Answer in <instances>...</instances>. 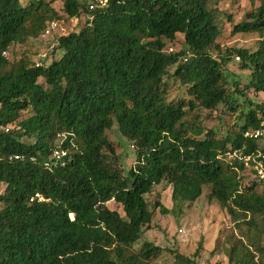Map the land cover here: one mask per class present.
I'll list each match as a JSON object with an SVG mask.
<instances>
[{"label":"trees","instance_id":"16d2710c","mask_svg":"<svg viewBox=\"0 0 264 264\" xmlns=\"http://www.w3.org/2000/svg\"><path fill=\"white\" fill-rule=\"evenodd\" d=\"M250 1L258 6L231 35L259 34L256 50L221 53L211 0H108L93 10L94 0H0V264H160L159 247L134 246L153 219L146 196L162 183L173 208L210 187L245 231L227 241L228 263H263L264 187L251 172L244 184L243 163L227 159L256 151L244 132L264 128V100H248L226 70L237 61L245 89L264 95V0ZM82 16L81 30L58 37L61 55L49 65L6 57L51 24ZM178 38L180 50L168 52ZM169 81L184 98L167 101ZM219 108L239 110L238 130L205 131L197 113ZM114 124L134 149L128 171L106 137ZM173 264L195 262L175 254Z\"/></svg>","mask_w":264,"mask_h":264},{"label":"rangeland","instance_id":"374dc122","mask_svg":"<svg viewBox=\"0 0 264 264\" xmlns=\"http://www.w3.org/2000/svg\"><path fill=\"white\" fill-rule=\"evenodd\" d=\"M25 5L30 0H20ZM212 8L218 15L220 37L213 46L223 53L230 48L245 49L254 51L257 43L261 39L259 34L231 35L232 27L245 20L246 16L258 6V2L250 0H211ZM60 10V4H57ZM87 18L82 16L78 22L62 20L56 24V28L50 30L43 37L29 41L24 46H13L6 57L12 62L21 57H31L36 63L49 65L57 60L61 51L57 49V39L59 36L67 35L71 32L81 30ZM212 46V47H213ZM211 47V53L216 55L217 49ZM181 39L174 43H167L166 50L170 52L179 51ZM226 70L235 76L239 82L241 90L245 96L254 104H259L264 100L263 94L255 95L247 91L248 73L241 71L237 61L229 62ZM185 97L184 88L175 81L167 84V101L177 100ZM243 98L240 96L238 103L243 105ZM201 119V126L205 131L213 130L218 137L228 130H238L242 121L239 110L234 114H227L221 108L216 113L198 112ZM193 115V114H190ZM193 121V118L189 119ZM108 141L113 145L115 154L118 156L117 164L124 171L131 169L135 163L134 149L119 133L117 126L106 132ZM251 176L249 171L244 173L243 183L249 182ZM3 185L0 184V194L3 192ZM171 187L166 183L155 186L153 192L146 196L150 209L153 211V219L149 229H145L142 237L134 249H138L144 242L152 243L159 247L163 253L159 258L160 264H173L175 254L192 258L195 264H229L226 257V249L229 247L228 240L233 236L238 238L241 233L236 230L230 222L229 217L214 200L209 198L210 187H203L201 196L193 203H177L173 208L171 200ZM155 204L159 207L155 208ZM110 210H115L122 215L121 207L114 202L105 205ZM264 245V241L262 242ZM256 252L260 250L252 248ZM197 253L196 257L195 254ZM258 255V254H257ZM194 256V257H193ZM264 264V261L263 263Z\"/></svg>","mask_w":264,"mask_h":264},{"label":"built area","instance_id":"2783aa9c","mask_svg":"<svg viewBox=\"0 0 264 264\" xmlns=\"http://www.w3.org/2000/svg\"><path fill=\"white\" fill-rule=\"evenodd\" d=\"M107 3L108 0H94V4L90 9L104 8ZM55 28L56 24H51L47 33ZM244 138L258 142L259 146L256 151L244 154L241 150H233L227 154V159L243 163L246 170L253 173L257 181L264 187V128L261 125L258 129L247 130L244 132ZM64 155V152H54V158L57 160H60ZM14 159L18 160L19 156H15Z\"/></svg>","mask_w":264,"mask_h":264}]
</instances>
